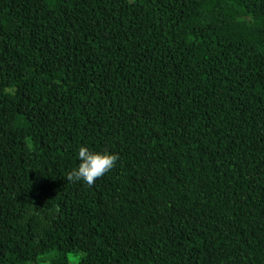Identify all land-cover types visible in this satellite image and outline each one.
Wrapping results in <instances>:
<instances>
[{"label": "trees", "instance_id": "16d2710c", "mask_svg": "<svg viewBox=\"0 0 264 264\" xmlns=\"http://www.w3.org/2000/svg\"><path fill=\"white\" fill-rule=\"evenodd\" d=\"M70 255L264 264V0H0V264Z\"/></svg>", "mask_w": 264, "mask_h": 264}, {"label": "clouds", "instance_id": "9594fccd", "mask_svg": "<svg viewBox=\"0 0 264 264\" xmlns=\"http://www.w3.org/2000/svg\"><path fill=\"white\" fill-rule=\"evenodd\" d=\"M80 163L77 168L67 173L69 182L83 181L88 186H93L97 179L111 171L119 160L117 154L90 151L87 146H81L78 151Z\"/></svg>", "mask_w": 264, "mask_h": 264}, {"label": "rangeland", "instance_id": "374dc122", "mask_svg": "<svg viewBox=\"0 0 264 264\" xmlns=\"http://www.w3.org/2000/svg\"><path fill=\"white\" fill-rule=\"evenodd\" d=\"M50 256H46V257H41L40 259H38V261H36L35 263L32 264H48V260H49ZM77 257L74 256H69V263L70 264H74L77 259Z\"/></svg>", "mask_w": 264, "mask_h": 264}]
</instances>
